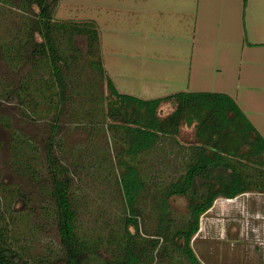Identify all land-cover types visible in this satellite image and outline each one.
<instances>
[{"label":"rangeland","instance_id":"obj_1","mask_svg":"<svg viewBox=\"0 0 264 264\" xmlns=\"http://www.w3.org/2000/svg\"><path fill=\"white\" fill-rule=\"evenodd\" d=\"M22 4L0 0V223L30 264H51L63 256L44 149L59 108L57 88L50 70L20 46L24 19L32 15ZM54 20L96 23L106 75L121 92L145 99L182 90L231 93L264 135V0L246 6L243 0H58ZM74 42L85 55L62 63L71 100L61 109L54 151L72 177L78 232L107 233L124 218L115 180L134 164L146 184L138 202L141 233L161 239L153 264H191L177 242L190 227V199L171 197L167 215L163 205L168 185L196 161L192 127L183 125L177 137L160 134L153 148L131 155L132 128L110 124L107 83L82 67L90 58L85 36ZM20 88L24 101L11 102L9 94ZM21 153L34 161L35 175L21 172ZM230 162L254 190L218 198L202 215L192 248L202 264H264L261 169L251 163L257 170L247 172Z\"/></svg>","mask_w":264,"mask_h":264},{"label":"trees","instance_id":"obj_2","mask_svg":"<svg viewBox=\"0 0 264 264\" xmlns=\"http://www.w3.org/2000/svg\"><path fill=\"white\" fill-rule=\"evenodd\" d=\"M57 2L22 0V9L31 11L32 15L24 19L26 39L20 43L21 47L25 45L22 48L26 49L24 54L31 52L37 64L40 62L41 67L50 70L53 84L57 88L55 93L58 103L55 106L59 108L51 127L52 136L44 149L63 256L51 264H153L161 244L159 237H147L141 233L138 202L146 190V184L134 164L128 165L115 180L122 197V221L120 219L114 225L109 224L107 233L104 228L87 233V236L78 232L72 177L55 154L54 134L61 109L67 100H71L63 65L69 66L71 61L77 59L80 61L84 54L74 44L79 35L85 36L88 43L86 55L90 57L82 67L87 64V67L95 70L99 78L106 81L112 96L107 111L110 124L113 127L132 128L131 155L153 148L160 134L177 137L183 125L192 127L196 161L166 188L163 212L167 215L171 197L190 199V227L188 231L179 233L177 242L191 264H202L192 248L193 237L201 228V217L213 207L218 198L235 199L254 190L243 172L235 168L230 159L248 167L247 172L251 168L255 169L251 163L261 169L256 179L264 183V136L236 99L225 92L179 91L149 99L121 92L111 77L106 75L96 23L55 21L54 8ZM243 3L246 6L248 0H243ZM63 38L66 39L64 43L61 41ZM22 94L27 96L25 88H20L17 94L10 93L8 97L11 102H22ZM170 102L176 104L174 111L161 116L158 110ZM27 103H30L29 100ZM29 106L32 107L31 104ZM20 150L21 146H15L16 156ZM22 155L18 156L23 159L19 163H24L20 167L21 172L35 175L37 170L34 161L29 162ZM102 164L103 161L99 162L100 166ZM262 185L258 192L264 193ZM7 227L0 223V264H30L29 259L24 258V254L12 244Z\"/></svg>","mask_w":264,"mask_h":264},{"label":"crops","instance_id":"obj_3","mask_svg":"<svg viewBox=\"0 0 264 264\" xmlns=\"http://www.w3.org/2000/svg\"><path fill=\"white\" fill-rule=\"evenodd\" d=\"M184 11H187L186 9H183ZM251 44H256V43H251ZM257 44H260V43H257ZM262 44H264V43H262ZM182 63H187L186 61L184 62V61H176L174 64H182ZM182 91H190V90H182ZM212 91H215V92H223V91H219V90H212ZM176 93V92H175ZM225 93H227V92H225ZM228 94H230L232 97H234L235 98V96L233 95V94H231V93H228ZM171 95V94H170ZM165 96H167V95H165ZM156 98V97H155ZM236 99V98H235ZM237 101V100H236ZM242 108V107H241ZM248 115V114H247ZM249 117V116H248ZM264 136V135H263Z\"/></svg>","mask_w":264,"mask_h":264}]
</instances>
